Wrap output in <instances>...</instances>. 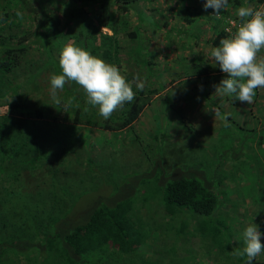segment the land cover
Here are the masks:
<instances>
[{"label":"trees","instance_id":"1","mask_svg":"<svg viewBox=\"0 0 264 264\" xmlns=\"http://www.w3.org/2000/svg\"><path fill=\"white\" fill-rule=\"evenodd\" d=\"M139 1L142 0H0V207L6 200L3 196L8 197L10 193L40 194L48 187L49 180L54 181L57 171H70V160H79L78 151L70 147L80 139L75 129L81 123L106 130L123 129L131 125L149 96L155 93L153 86H146L145 83L144 90L140 91L133 83L135 99L125 103L105 120L97 107L87 103V94L76 82L68 81L63 90L58 91L60 103L56 104L50 96L49 78L41 76L45 69L51 74H61L59 54L63 41L56 27L58 20L55 11L58 9L64 18L79 23V29L72 33L78 47H84L92 55L115 64L131 82L133 74L124 73L118 58L119 41L127 37L135 39L139 45L140 14L143 12L138 9L133 23H129L127 18L129 10L136 7ZM44 2L49 4L48 8L43 7ZM148 9V24H154L155 28L167 26L164 10L154 2ZM170 9L169 5L165 8L166 11ZM180 11L182 9L178 8L176 13L180 14ZM89 15L96 20V34L91 33L90 27L85 29ZM101 26L110 32H101ZM230 34L223 24L209 42L217 47L219 41ZM134 49L137 51L133 52V56L139 62L141 46L132 48L130 54ZM197 57H201L199 73L210 69L218 72L215 77L220 80L226 78V74L214 62H206L202 55ZM172 81L170 79L168 82ZM215 106L218 107L217 104ZM257 109L261 116L258 127L250 120L253 115L251 103L246 110H236L225 124L221 122V129H218L227 128L229 144L221 149L214 166L200 170L194 166L193 160L188 163L181 159L167 169L160 168L161 172L156 178L160 183L155 185L159 189L156 206L161 211L163 209V213L171 214L167 222L178 214L195 217L191 219L192 228H187L189 224L183 220H180L178 227H174L172 222L165 223V227H170L174 234L186 231L188 238L199 236L198 239L207 241L205 259L207 261L211 256V264H246V255L235 254L237 249L243 250L244 243L235 244L227 217L236 219L242 227L246 218L250 219L247 226L257 224L262 233L261 243L264 244V165L257 161L253 152V148L260 149L261 160L264 161V103H257ZM244 114L248 118L246 122H243ZM218 129L216 134L221 136ZM237 144L242 147L238 148ZM154 149L153 146L145 148L144 157H151ZM241 149H245L249 159L255 161L251 182L253 188L250 190L256 191L260 205L258 212L251 211L243 218H235L230 216L234 209L225 211L221 207L228 197L215 188L227 174H214L224 170L226 154L237 158L238 154H244ZM84 151L86 156L81 166L84 176L80 178V183L74 182L76 187L73 190L64 182L59 185L60 193L68 198L67 205L58 207L57 204L63 203L52 201L49 203L51 208L46 207L47 210L41 212L43 208L38 211L40 203L35 202L32 208L20 206L23 210L20 214L4 217L0 212V264H126L124 259L132 258L140 241L155 228L154 225L140 224L142 218L138 211L145 199L137 203L129 191L115 197L104 196V200L88 202L83 210L76 209L82 196L88 192L83 177L93 182L97 175L96 168H92L91 152L89 149ZM146 171L142 175L155 179L156 171ZM55 195L49 196V199L52 200ZM57 197L60 198L56 195V200ZM230 202V205L238 203L235 199ZM4 209H7L5 204ZM151 258L143 257L137 264H162ZM171 264L195 263L187 259ZM253 264H264V251Z\"/></svg>","mask_w":264,"mask_h":264},{"label":"rangeland","instance_id":"2","mask_svg":"<svg viewBox=\"0 0 264 264\" xmlns=\"http://www.w3.org/2000/svg\"><path fill=\"white\" fill-rule=\"evenodd\" d=\"M252 1L245 6H251ZM153 2L159 9L164 10L167 16L166 27L160 28L157 26L155 28L153 27L154 24H148L147 18L150 16L148 6L153 5ZM173 3L171 2V4ZM35 5L38 6L37 3ZM168 5V0L139 1L137 6L131 8L127 13L129 23H133L136 16H138V9L143 12L140 14L142 18L140 21L141 28L139 29L141 31L139 45L136 44L135 39L130 40L127 37L119 41L121 46L118 58L124 73L133 74L131 82H133L134 76L138 74L140 79L146 83V86H153L156 90L155 93L149 96L138 116L131 125L120 130H106L85 123L77 126L75 133H79L82 140L79 139L70 149L78 151L79 160L77 162L72 161L73 159L70 160L68 164L70 171H57L54 181L49 180L48 187L44 188V191L40 194H19V196L10 193L8 197L1 195L3 199H6L4 204L7 206V209H4V204L0 207V212L5 215L4 217L20 214L23 211L20 206L32 208V204L35 202L40 203L38 211L42 207L43 211L41 212L51 208L49 203L52 201L63 203H56L58 207H62L64 204L67 205L68 198L60 193L59 185L61 186L64 182L70 190L75 189L74 182L80 183V178L84 176L81 168L83 157L86 156L84 150L89 149L90 154L93 156L92 168H96L97 175L93 182H89L88 179L85 180V177H83V184L88 192L82 196L76 205V209L83 210L88 202L104 200V196L115 197L121 195V192L124 194L129 191L131 192L129 194L137 203L145 199L138 211L139 216L142 218L140 224L155 226L145 236V239L140 241L137 252L133 253V257L129 256L124 259L126 264H137L139 259L146 256L148 258L152 257L151 259H156L162 264L185 262L187 259L195 264H207L206 262L211 264V256H208L207 261L205 259L207 241L198 239L199 236L194 239L188 238L186 237V231L180 232L179 235L178 233L174 234L175 231L170 227H165V223L171 224V222L174 227H178L180 226L178 225L180 220H183V222L189 224L187 228H192L193 221L191 219L195 217L189 215V218L188 215L178 214L167 222L166 219L171 214L163 213L164 210L161 211L156 206L159 189L155 185L160 184L156 178L161 172L160 168L167 169L178 160L181 161V159L188 163L193 160L194 166L200 170L214 166V163L219 159L218 154L221 149L226 148L229 144L228 130L222 127L225 130L219 131L221 129L219 128L220 124L223 122L225 124L230 116L235 115L236 110H246L249 104L241 103L234 95L215 93L214 85H219L221 81L215 77L218 72L209 69V71H200L199 73L198 63L201 57H197L202 55L206 62L213 64L214 61L210 58V51L213 46L209 40L199 43L193 42L194 38H197L193 34L194 27L190 24L183 25L179 14L174 9L166 11L165 8ZM173 6H170V8H174ZM43 7L48 8L49 4L44 2ZM237 9L226 12L233 14L234 18L239 21L236 14ZM55 12L58 20L56 27L60 30L62 36L60 37L63 41L62 46L69 41L74 42L72 33L79 29V23L64 18L58 9ZM181 13L180 11V15ZM86 20L85 29L88 30L90 27L91 33L96 34L94 30L95 18L89 15ZM102 28H104L103 31H101ZM99 30L110 32L109 29L103 26L99 27ZM235 30L232 29L231 32H235ZM74 44L78 46L77 42H74ZM135 46H141L140 55H138L139 62H136L137 58L133 56V52L137 51L136 49L130 54V50ZM258 56L264 57V49L261 50ZM193 61H196V63ZM50 74L47 69L41 72V76L44 75L48 78ZM170 79L174 81L168 82ZM260 102L264 103V88L256 89V96L251 103L253 115L250 120L255 127H258L261 117L257 109V103ZM215 107L221 113V116L227 114V119L215 117ZM242 118L243 122L248 120L246 114ZM217 129L221 136L216 134ZM232 133L236 134L234 130H232ZM150 146L155 148L151 151V157H144L143 150ZM239 147L242 146L238 145ZM245 149H241L244 154H238L239 157L237 158L226 154L223 162L224 170L221 169V172L216 171L214 174V176H217L218 173L227 174L224 181L219 186L215 185V188L228 197L227 201L221 203V207L225 211L229 208L234 209L233 214L231 213L230 216L235 218H243L242 216L251 211L258 212V206L260 205L256 191L250 190V188H253L251 182L255 170V161L253 158L249 159ZM253 152L257 161L264 165V161L261 160L262 151L253 148ZM144 168H147L148 171H156L154 174L155 179L153 176L145 177V174L142 175L143 171H146ZM148 186H151L152 189ZM49 187L51 188L48 189ZM95 187H97L96 190H89ZM53 194L60 196V198L57 197L56 200L55 195L52 200L49 199V196L51 197ZM229 199L230 201L235 199L238 203L230 205ZM46 207L47 209H45ZM242 212L245 213L242 214ZM230 219V217H227L228 222L231 223L230 229L233 231L234 242L241 245L243 244L244 229L250 219L243 220V227L236 219ZM160 229L163 230L160 231ZM182 255L184 256L182 257ZM179 256L180 258H178ZM195 256L196 259H194ZM216 260L220 261L219 259Z\"/></svg>","mask_w":264,"mask_h":264},{"label":"clouds","instance_id":"3","mask_svg":"<svg viewBox=\"0 0 264 264\" xmlns=\"http://www.w3.org/2000/svg\"><path fill=\"white\" fill-rule=\"evenodd\" d=\"M227 6L228 0H206L203 4L205 10L212 8L217 17ZM236 14L239 23L236 24L235 32L221 39L219 46L210 51V58L226 74V78L214 87L215 93L234 95L241 103L250 104L256 96V89L264 88V57L258 56L264 49V8L240 6ZM59 66L61 74L49 75L52 100L59 104L58 91L63 90L68 81L76 82L87 94V103L97 107L105 120L125 103L135 99L133 83L140 91L145 88V82L138 74L134 76L133 82H128L115 64L75 46L72 41L62 46ZM214 116L227 119V114L221 116L218 110ZM261 235L255 223H250L244 229L243 250L237 249L235 254L246 255V264H253L255 258L264 251Z\"/></svg>","mask_w":264,"mask_h":264},{"label":"crops","instance_id":"4","mask_svg":"<svg viewBox=\"0 0 264 264\" xmlns=\"http://www.w3.org/2000/svg\"><path fill=\"white\" fill-rule=\"evenodd\" d=\"M250 1L251 0H228L227 8L222 10L220 15L217 17L214 15L215 13L212 8H208L207 10L204 9L203 4L206 2V0H168L171 7L174 5V8L171 9H174L175 12L178 8L182 9L181 15L179 14L181 23H183V25L190 24L194 27L193 34L196 35L197 38H194L193 42L198 43L206 42V40L211 41L223 24L224 27L227 25L226 19L228 17L234 18V16H227L226 13H231L226 11L237 9L240 6H245ZM171 2L174 3L171 4ZM255 3L256 0H253L251 2V7H254ZM234 19L237 20V18ZM198 36L201 37L199 38Z\"/></svg>","mask_w":264,"mask_h":264},{"label":"built area","instance_id":"5","mask_svg":"<svg viewBox=\"0 0 264 264\" xmlns=\"http://www.w3.org/2000/svg\"><path fill=\"white\" fill-rule=\"evenodd\" d=\"M253 8H255V9L264 8V0H257ZM226 21H227V25L224 28L226 30H228L229 32H231L232 29H236V24L239 23L238 20H236V19H234L232 17H228L226 19Z\"/></svg>","mask_w":264,"mask_h":264}]
</instances>
